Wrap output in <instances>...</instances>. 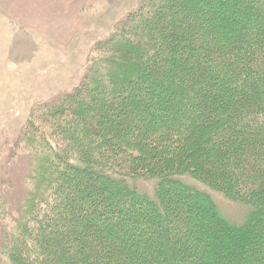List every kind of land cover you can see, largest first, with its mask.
Masks as SVG:
<instances>
[{"label": "trees", "instance_id": "obj_1", "mask_svg": "<svg viewBox=\"0 0 264 264\" xmlns=\"http://www.w3.org/2000/svg\"><path fill=\"white\" fill-rule=\"evenodd\" d=\"M139 4L30 109L0 264H264V0Z\"/></svg>", "mask_w": 264, "mask_h": 264}, {"label": "rangeland", "instance_id": "obj_2", "mask_svg": "<svg viewBox=\"0 0 264 264\" xmlns=\"http://www.w3.org/2000/svg\"><path fill=\"white\" fill-rule=\"evenodd\" d=\"M140 1L0 0V194L11 211L32 184L30 158L14 144L30 109L77 87L94 45ZM216 198L230 221L244 218L246 208Z\"/></svg>", "mask_w": 264, "mask_h": 264}, {"label": "crops", "instance_id": "obj_3", "mask_svg": "<svg viewBox=\"0 0 264 264\" xmlns=\"http://www.w3.org/2000/svg\"><path fill=\"white\" fill-rule=\"evenodd\" d=\"M20 21V19H18Z\"/></svg>", "mask_w": 264, "mask_h": 264}]
</instances>
